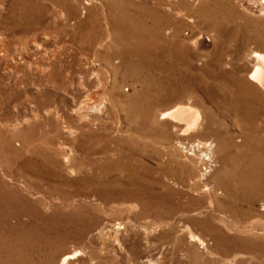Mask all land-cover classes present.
I'll list each match as a JSON object with an SVG mask.
<instances>
[{"label":"rangeland","instance_id":"374dc122","mask_svg":"<svg viewBox=\"0 0 264 264\" xmlns=\"http://www.w3.org/2000/svg\"><path fill=\"white\" fill-rule=\"evenodd\" d=\"M108 9L149 56L104 65ZM255 51L264 0H0V264H264V107L240 83ZM75 56L92 87L86 65L51 73ZM187 103L212 131L162 117ZM196 139L214 142L207 175L181 147Z\"/></svg>","mask_w":264,"mask_h":264},{"label":"bare ground","instance_id":"6f19581e","mask_svg":"<svg viewBox=\"0 0 264 264\" xmlns=\"http://www.w3.org/2000/svg\"><path fill=\"white\" fill-rule=\"evenodd\" d=\"M66 4V3H64ZM67 6L69 7L68 13L70 16H72L73 19L78 21L79 23H83L82 16L80 13L77 12L76 6L73 4L67 3ZM86 12L85 7L83 8V12ZM87 11L89 12V16H93L92 8H88ZM142 12H145L150 15H160L163 16V12L159 9L152 8V7H146L143 9ZM74 13L75 15H72ZM108 17V23L106 29H108L110 32H108L107 36L101 37L96 45L98 47H107L109 49L108 53L106 54V62L104 63L105 66L110 65L112 60L121 54H126L128 56H137L139 61H142V58H146L148 55L147 51L152 46L149 43H138V44H132V41L130 40L131 37H136L137 33L131 32L129 37L125 32H123V18L119 12L115 10L108 9L106 12ZM68 18V15H67ZM133 30V29H132ZM134 31V30H133ZM138 36V35H137ZM112 40L113 42H122L123 46L120 48L116 47V45L113 47L107 44L108 40ZM76 57V56H75ZM142 57V58H141ZM88 59V58H87ZM88 61H84L81 58H68L67 60H57L55 62H52V71L51 73L54 76H60V71H67V66L71 68L70 71H78V72H84L83 65H86L88 70H86V77L88 85L92 87L93 83L90 80H93L95 72L97 71L93 66H91ZM90 63H95L97 65H101L99 61L96 58L90 59ZM103 65V66H104ZM75 70H73V69ZM86 81V82H87ZM241 85L243 86L246 93L254 97L255 99H258L262 102L264 107V53H260L255 51L253 53V59H251L249 65L246 68V75L241 77L240 80ZM107 87V85H106ZM104 87H101L102 92L99 93L98 90H96L95 94L98 97V100L101 97H104L106 100H111L113 96H116L118 94L117 89L115 86L113 87V94L111 91ZM116 91H115V90ZM94 95V93H92ZM91 95V94H90ZM86 100V103H89V98L84 97L81 102H84ZM75 109V108H74ZM162 117H170L174 120L180 121L183 123V126L180 129L181 134H188L190 132H204V131H212L210 128V125L208 124V115L205 109H203L201 106L193 103H187V104H179L165 112H163ZM81 120V119H80ZM95 120L98 122H102L103 116L102 115H94L93 118H90V120H82V126L88 127L91 124V121ZM69 130L64 129V131ZM200 139H196L195 144L192 145L191 141H186L185 143H182V148L185 151H196L198 154L205 155L209 157V159H212L213 156V150H214V142L211 140H205L207 144L200 143ZM204 141V140H203ZM263 162L259 161V165L257 169H255V178H258L261 183V190L258 193L259 195L264 191V160ZM214 163V160H213ZM246 175V170L244 171ZM207 175V174H206ZM79 251L73 252V253H66L62 256L61 264H68L73 258H75L78 255Z\"/></svg>","mask_w":264,"mask_h":264},{"label":"built area","instance_id":"2783aa9c","mask_svg":"<svg viewBox=\"0 0 264 264\" xmlns=\"http://www.w3.org/2000/svg\"><path fill=\"white\" fill-rule=\"evenodd\" d=\"M201 173L204 175L209 174L214 168V163L212 159H209L207 156H201Z\"/></svg>","mask_w":264,"mask_h":264}]
</instances>
